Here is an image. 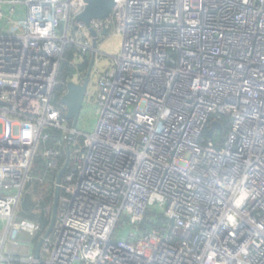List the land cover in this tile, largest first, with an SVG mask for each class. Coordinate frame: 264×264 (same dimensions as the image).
Returning a JSON list of instances; mask_svg holds the SVG:
<instances>
[{"label": "built area", "instance_id": "built-area-1", "mask_svg": "<svg viewBox=\"0 0 264 264\" xmlns=\"http://www.w3.org/2000/svg\"><path fill=\"white\" fill-rule=\"evenodd\" d=\"M84 7L0 0V264H264V0H116L90 22L122 48L95 62L87 130L62 103L86 72L59 79L69 45L99 53ZM69 140L54 229L22 257L44 232L18 206L57 179L35 159L59 172ZM150 208L168 220L143 228Z\"/></svg>", "mask_w": 264, "mask_h": 264}, {"label": "water", "instance_id": "water-1", "mask_svg": "<svg viewBox=\"0 0 264 264\" xmlns=\"http://www.w3.org/2000/svg\"><path fill=\"white\" fill-rule=\"evenodd\" d=\"M84 1H85V7L77 15L76 19L82 21L89 28L92 36L94 37L93 47L97 48L98 45L97 32L91 27L90 22L93 19H102L110 16L116 5V0H84ZM104 34H107V30L104 31ZM96 56H97V52L96 50H94L92 53L88 70L82 82L80 83H76L72 81L68 82L67 93L62 97V103L67 108L66 117L68 120L72 121L73 128H75L78 125L81 116L87 88L91 79L93 67L96 62ZM216 126H219V124L217 122L213 123V127ZM211 132L212 131L209 132V135H211ZM70 161H71V140H69L66 149V161L59 170L57 175L50 223L35 247L34 253L36 259L40 258L41 247L45 239L52 233L54 229L57 220L58 204L61 194V182L70 164Z\"/></svg>", "mask_w": 264, "mask_h": 264}, {"label": "trees", "instance_id": "trees-1", "mask_svg": "<svg viewBox=\"0 0 264 264\" xmlns=\"http://www.w3.org/2000/svg\"><path fill=\"white\" fill-rule=\"evenodd\" d=\"M80 58H84V62L78 64V59ZM91 57H92V53H88V54H84L82 56L81 50H79V48L75 45H69L67 47L66 50V54H65V60L62 63L61 66V71H60V75H59V79L61 81H65L69 75L76 70V67L80 68L81 70L87 72L90 61H91ZM61 89V87H59V90ZM69 124H72V121L68 120ZM62 135V132L59 130H52L51 132V138L49 140V146H53L56 143V140L58 138H60ZM66 160V155H63L62 161L65 162ZM32 172L36 175V176H41L44 174L49 175V177L51 178H56L58 171L55 170L53 171V173L49 172L47 170V166L46 163L44 162V159L41 156H37L35 159V163L32 169ZM46 181H36L34 185H30L28 186V191L26 192L23 201H22V208H23V213L25 214L27 211H33L35 209V207L37 206L36 202H35V198H34V194L33 191L35 189V192H39L40 187H46V197L45 199H43L41 201L42 206H46L49 205L50 206V212L48 213V217L45 218V215L43 213L39 214V215H29L32 219L36 218L34 220H39V222H41L42 226H43V232H45L46 228L48 227L49 223H50V219H51V210H52V206H53V200H54V192H55V188L54 185H52L51 187L46 186ZM35 187V188H34ZM33 189V190H32ZM62 194V192H61ZM168 219L163 215L160 214L158 212H156L153 208H150L147 212V216L146 219L144 220L143 223V228H147V227H156L158 224H162L164 222H166ZM40 238V234L38 236H36L34 238V242L35 244H37V242L39 241Z\"/></svg>", "mask_w": 264, "mask_h": 264}, {"label": "rangeland", "instance_id": "rangeland-1", "mask_svg": "<svg viewBox=\"0 0 264 264\" xmlns=\"http://www.w3.org/2000/svg\"><path fill=\"white\" fill-rule=\"evenodd\" d=\"M98 50L99 53L97 54L96 60L98 58L99 63L97 64V66H105V65H110L113 61V56H117L120 52H121V48H122V36L117 34V33H111L110 35L106 36V38L104 39H100L98 41ZM97 63V62H96ZM95 67V65H94ZM94 67H93V72H92V76L91 79L94 82L95 80V75H94ZM75 71V70H74ZM92 119V118H91ZM90 119V115L87 114L86 112H83L82 116L79 119L78 125L77 127L81 130H87L90 129V125L92 120ZM32 183H30L31 185ZM34 185V184H32ZM28 186V185H27ZM47 186V184H46ZM35 188V187H34ZM33 190V189H32ZM34 194V200L37 204V206L35 207V209L33 211H27L25 214L23 213V208H22V203L19 204L18 206V211H17V215H18V219L20 221L23 220H33L36 218H31L29 215H39L41 213H43L45 215V218H47L49 215L48 213L50 212V206L46 205V206H42L41 201L43 199H45L46 197V187L42 186L40 187L39 192H35V189L33 191ZM52 212V210H51ZM37 221H39L37 219ZM5 226V222H2L0 220V247L2 245V240H3V228ZM47 229V228H46ZM41 234H40V238H41ZM39 238V240H40ZM20 240L22 242H27L26 244L28 246H26L24 249L20 248L18 249L21 254L22 257H29L32 254L33 248L31 245H34V239L32 240L31 235L25 234L20 236ZM31 243V244H30ZM30 244V245H29ZM36 246V245H35Z\"/></svg>", "mask_w": 264, "mask_h": 264}, {"label": "flooded vegetation", "instance_id": "flooded-vegetation-1", "mask_svg": "<svg viewBox=\"0 0 264 264\" xmlns=\"http://www.w3.org/2000/svg\"><path fill=\"white\" fill-rule=\"evenodd\" d=\"M105 36L107 35V34H104ZM37 245V244H36ZM36 247V246H35Z\"/></svg>", "mask_w": 264, "mask_h": 264}]
</instances>
